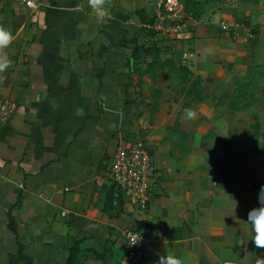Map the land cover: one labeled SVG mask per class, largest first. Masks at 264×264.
Returning <instances> with one entry per match:
<instances>
[{
	"label": "crops",
	"instance_id": "0c3cea01",
	"mask_svg": "<svg viewBox=\"0 0 264 264\" xmlns=\"http://www.w3.org/2000/svg\"><path fill=\"white\" fill-rule=\"evenodd\" d=\"M190 1L196 24L155 40L142 17H157L163 0H105L102 21L89 0H34L35 9L0 0L12 37L0 49L11 62L0 73V264L17 243L32 264H65L75 243L103 256L84 253L83 264H130L121 233L140 223L159 228L141 229L153 242L140 264L169 252L184 264L264 259L244 223L264 185L252 129L264 134V0ZM220 21L245 23L253 38L224 35ZM194 81L201 100L188 94ZM138 139L156 168L151 202L146 213L124 204L116 214L110 160Z\"/></svg>",
	"mask_w": 264,
	"mask_h": 264
},
{
	"label": "built area",
	"instance_id": "2783aa9c",
	"mask_svg": "<svg viewBox=\"0 0 264 264\" xmlns=\"http://www.w3.org/2000/svg\"><path fill=\"white\" fill-rule=\"evenodd\" d=\"M30 9L36 8L34 0H18ZM184 11L179 0H163L153 26L152 38H174L180 36L190 24H196ZM219 30L234 39L253 38L252 29L245 23L219 22ZM188 56H183L185 61ZM14 107V105H11ZM110 182L120 192L123 203L130 205L137 213H146L152 198V186L156 178V168L149 148L144 140L138 139L120 146L112 155L109 167ZM140 237L139 243L135 244ZM122 249L130 264H140L146 257L153 242L152 238L138 228L122 231ZM233 264V263H226Z\"/></svg>",
	"mask_w": 264,
	"mask_h": 264
},
{
	"label": "trees",
	"instance_id": "16d2710c",
	"mask_svg": "<svg viewBox=\"0 0 264 264\" xmlns=\"http://www.w3.org/2000/svg\"><path fill=\"white\" fill-rule=\"evenodd\" d=\"M179 1L182 3V5L184 7V11L188 15H190L192 18L198 17L199 10H198V6L196 4L192 3L190 0H179ZM138 14L141 17L142 12H139ZM155 21H156L155 16L150 18V19H148L147 17H142V22L144 25V27H143L144 31L146 32V34L149 37H152V35L154 33L151 29H148L147 26H153ZM133 41L134 40H131L129 42L131 43ZM150 49H145L144 50L145 53L146 54L149 53L148 50H150ZM132 57H133V60H138V61L140 60V57H139L137 51H135V50L132 52ZM178 70L180 71L182 76H184L186 78V82L191 81V74L188 72V70H186L184 67H179ZM198 86H199L198 81L191 82V84L189 85L188 94H190L192 96L193 101L201 100V94H200V91L198 89ZM243 91H245L244 84L239 86L234 98L228 104L230 109L237 108V105L240 104V101L243 99V96H242ZM252 129H253L254 136L260 138L263 141V144H260L258 146V148L253 149V153L264 155V134H261L259 132L258 127L256 125L252 126ZM108 203H110V204L115 203L116 204V214H120L123 212V209H124L123 199H122L120 192L117 190V188L114 185H112L110 187ZM7 228L15 236L17 235L16 234V228L14 226V223H13L11 217L9 219V223L7 225ZM142 228H144L146 233H150V234L151 233H158V231H159V228L156 225H153L151 223H144V224L140 223V227H138V229L141 230ZM17 246H18L17 255L10 257V264H32L31 261L23 255V247L19 243H17ZM84 253H91L96 257V259H98L101 262L103 261L102 254L97 253L94 250H82L80 248L79 243H75L69 249V256H68V259H67L65 264H83L82 263V256L84 255Z\"/></svg>",
	"mask_w": 264,
	"mask_h": 264
},
{
	"label": "clouds",
	"instance_id": "9594fccd",
	"mask_svg": "<svg viewBox=\"0 0 264 264\" xmlns=\"http://www.w3.org/2000/svg\"><path fill=\"white\" fill-rule=\"evenodd\" d=\"M105 0H89V6L96 12L99 20L104 19ZM10 33L2 26H0V49L6 48L11 43ZM10 61L6 55H0V73L4 72L10 67ZM197 113L192 109H185L184 119L193 120ZM259 207L251 209L247 214V221L244 222L250 227L252 237L251 241L257 249H264V185L259 189L258 194ZM236 205V204H235ZM140 237L137 243H139ZM156 264H184L183 260L176 254L169 252L160 255ZM256 264H264V259L256 258Z\"/></svg>",
	"mask_w": 264,
	"mask_h": 264
},
{
	"label": "rangeland",
	"instance_id": "374dc122",
	"mask_svg": "<svg viewBox=\"0 0 264 264\" xmlns=\"http://www.w3.org/2000/svg\"><path fill=\"white\" fill-rule=\"evenodd\" d=\"M154 60H155V58H154ZM156 66V64H152V69L155 71V72H157V70L156 69H158L159 67H155ZM170 66V65H169ZM182 76V75H181ZM180 76V77H181ZM182 81H184V82H186V78L184 77V76H182V79H181Z\"/></svg>",
	"mask_w": 264,
	"mask_h": 264
}]
</instances>
